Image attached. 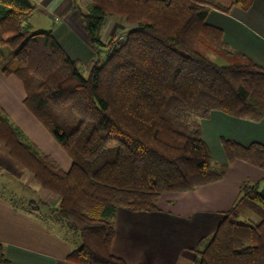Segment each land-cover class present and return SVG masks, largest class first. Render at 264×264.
I'll list each match as a JSON object with an SVG mask.
<instances>
[{"label":"trees","instance_id":"1","mask_svg":"<svg viewBox=\"0 0 264 264\" xmlns=\"http://www.w3.org/2000/svg\"><path fill=\"white\" fill-rule=\"evenodd\" d=\"M253 0H90L80 9L95 59L70 58L52 31L24 21L27 0H0V74L23 85L24 109L68 155L64 169L11 121L0 104V143L56 207L19 203L55 230L72 264H128L112 254L117 211H159L165 193L223 179L240 161L264 170V145L221 138L218 164L202 134L211 112L264 118V68L232 49L209 25L211 9L248 10ZM107 17L133 24L124 41L104 43ZM16 206V203H15ZM246 215H254L244 218ZM194 264H264V187L243 182L215 232L191 249ZM0 264H9L0 243Z\"/></svg>","mask_w":264,"mask_h":264},{"label":"crops","instance_id":"2","mask_svg":"<svg viewBox=\"0 0 264 264\" xmlns=\"http://www.w3.org/2000/svg\"><path fill=\"white\" fill-rule=\"evenodd\" d=\"M27 1L35 5V10L24 21L25 25L33 31H52L70 58L84 66L93 63L94 51L85 38L80 14V9L88 8L90 0L86 5L82 0ZM216 1L223 6L234 2ZM207 23L221 29L228 46L264 68V0H253L248 10L233 6L226 13L213 8L208 13ZM133 28V24L107 17L101 39L108 43L116 34L126 35ZM24 96L23 85L17 78L0 74V104L11 121L29 126L38 137H34L36 141L32 139L33 142L46 154L51 155L44 150L48 145L55 148L60 159L53 158L67 170L69 160L24 109ZM202 134L213 159L218 164H225L227 158L221 138L245 146L252 142L264 145V118L253 122L213 111L202 121ZM247 181L264 187V170L235 161L227 167L223 179L216 183L183 193L163 194L157 204L159 211L133 212L119 208L112 254L128 264H194L191 249L201 238L215 232L223 212L232 207L239 196L240 185ZM17 184H25L24 189L41 194V197L23 194L28 197L18 200ZM6 191L8 196L3 195ZM17 201L23 204L42 202L56 207L59 198L40 188L33 176L0 143V243L6 248L9 264H72L66 261L71 251L69 244L55 230L44 226L35 214L20 206L17 208ZM165 203L171 209H164Z\"/></svg>","mask_w":264,"mask_h":264},{"label":"rangeland","instance_id":"3","mask_svg":"<svg viewBox=\"0 0 264 264\" xmlns=\"http://www.w3.org/2000/svg\"><path fill=\"white\" fill-rule=\"evenodd\" d=\"M82 2H83L84 5H86V3L89 2V0H82ZM125 38H126V35L116 34V36L114 38H112V40L114 41V43H116V42L124 41ZM120 39H122V40H120ZM109 42H111V40ZM13 118L16 119L14 114H13ZM36 122L44 130V132H47L49 134V136L52 139L53 137L50 135V133L41 124H39L38 121H36ZM19 123L18 122H15V124L25 133L26 137L29 138L31 141H33V140L36 141L35 138L37 137V135L34 134V131L29 126H26V125H24L21 122H19ZM52 140L55 142V144L58 147V149L61 150L62 154L69 160L68 161L69 162V165H71V161H70L68 155L66 154V152L57 144V142L54 140V138ZM39 143H41V142H39ZM41 145H42V143L40 144V147L43 148ZM44 150L45 151H48L49 153H51L52 157H54L56 159H60V157L58 156L59 153H58V151H56L55 148H52V147H50L48 145V148L46 147V149H44ZM24 185L22 186V185L17 184V186H16V191H17L16 193H17V199L18 200L19 199L21 200V199H24V198L28 197V196L23 195V194H29V195H32V197H36V198L37 197L38 198L41 197V194L38 195V193H36L34 191H30L28 189H24V187H25ZM165 194H166L165 196H167V194H174V193H165ZM3 195L8 196L7 191L4 192ZM162 207L164 209H168V208L171 209L170 206H169V204H166V203L164 205H162ZM248 216H252L254 219H256V217L254 215H246V216H244V218H247ZM42 224L44 225L43 222H42Z\"/></svg>","mask_w":264,"mask_h":264},{"label":"built area","instance_id":"4","mask_svg":"<svg viewBox=\"0 0 264 264\" xmlns=\"http://www.w3.org/2000/svg\"><path fill=\"white\" fill-rule=\"evenodd\" d=\"M120 40H122V39H120Z\"/></svg>","mask_w":264,"mask_h":264}]
</instances>
